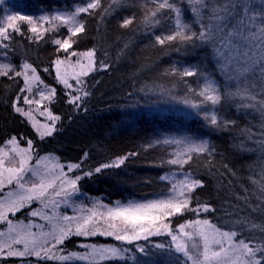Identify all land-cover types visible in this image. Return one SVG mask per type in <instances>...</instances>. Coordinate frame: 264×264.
I'll list each match as a JSON object with an SVG mask.
<instances>
[{"label": "trees", "instance_id": "trees-1", "mask_svg": "<svg viewBox=\"0 0 264 264\" xmlns=\"http://www.w3.org/2000/svg\"><path fill=\"white\" fill-rule=\"evenodd\" d=\"M87 2L11 0L9 4H0V24L6 26L7 16L21 11L38 18L42 14L51 16L56 11H71ZM101 3L104 8L112 7L111 15L103 18L98 14L79 16L87 25L88 33L80 37L75 50L94 49L97 60L109 65L107 70H101L98 64L97 71L87 78L89 95L82 102L83 106L77 110L66 103L64 90L58 86L59 99L52 108L54 114L61 116V121L54 135L41 141L31 125L11 108V101L18 92L17 81L0 78V143L13 135L32 138L40 156L51 154L64 164L85 160V170H94L117 157H127L120 167L105 169L79 182V194L74 198L87 208L94 200L113 205L117 200L126 203L129 200L159 198L170 186L160 177L173 170L167 163L173 147L156 145L154 141L169 134L194 135L207 140L211 149L209 153L194 156L183 169L203 180L204 187L198 190L200 200L215 209L201 218H208L224 230L241 232L240 238L251 236L259 239L260 228L264 227V195L259 191V183L253 184L252 181L264 182L261 172L264 168V141L261 138L264 113L258 107L238 110L236 102L229 98L214 108L198 95L203 87L202 76L182 78L166 74L173 67L191 66L206 70L209 77H214L221 86L232 85L234 89L236 81H229L228 76L237 75L235 65L231 72L225 66L227 62L218 65L213 44L197 43L192 47L175 43L156 44L155 35L169 30L173 21L166 17L174 14L166 13L159 26L146 30L141 21L153 7L151 0H119L118 4L114 0H101ZM177 4L183 8L185 19L192 22L190 6L180 0ZM252 11L264 12L261 0H251ZM133 16L135 22L131 27L119 26L124 18ZM19 26L23 35L14 33L11 41H4L9 47H0V61L11 62L18 69L22 62L28 61L37 67L49 85H55V72L51 66L55 51L51 39L55 35H65L66 30L61 28L58 34L49 32L43 40L36 42L29 39L32 33L25 22H19ZM193 28L198 30L195 24ZM241 45L242 42L237 41L233 47L241 48ZM45 67L49 68L48 72L42 71ZM256 80L255 76H249L246 82L252 84ZM19 83L22 86V79ZM261 92L259 86L253 90L258 100L264 98L259 95ZM213 115L217 119L215 125L211 123ZM37 118L41 121V117ZM226 121L235 123L226 129ZM242 129H250L251 133H242ZM21 146L26 147V143ZM133 152L137 154L129 155ZM84 153H88L86 159ZM38 207L39 204L34 202L14 219L29 221V212ZM190 216L188 214L185 218ZM38 218L34 217L35 223L42 222ZM238 220L246 221V226L242 227ZM179 222H182L179 218L173 220V228ZM0 231L5 232V237L0 239H6L7 225H0ZM32 231L36 232V228L33 227ZM84 244L111 245L127 251L123 259H73L40 261V264H186L183 254L171 247V237L167 235L153 236L132 244L99 235L89 238L72 236L61 246L63 250L58 254L84 253L86 249L80 246ZM156 244H162L164 248H156ZM137 246H143L146 254L139 253ZM30 259L31 263L37 264L34 257ZM0 264H21V261L0 256Z\"/></svg>", "mask_w": 264, "mask_h": 264}, {"label": "snow or ice", "instance_id": "snow-or-ice-1", "mask_svg": "<svg viewBox=\"0 0 264 264\" xmlns=\"http://www.w3.org/2000/svg\"><path fill=\"white\" fill-rule=\"evenodd\" d=\"M186 2L193 17L188 22L184 10L178 6L177 0H151L153 7L143 17L141 23L146 30H152L161 24V17L166 13L174 15L166 17L173 21L169 30L161 35H155L156 44L164 46L180 44L185 47L213 44L216 63L224 65L229 72L235 65L236 76H228L235 80L232 85L223 87L214 78L209 77L206 70L191 66L173 67L166 74L182 78L202 76L203 87L198 95L210 102L215 108L224 99L236 102L237 109L257 108L264 113V98L257 99L253 94L256 87H261L259 94L264 97V12H250L251 0H180ZM3 0H0V4ZM119 3V0H114ZM264 4V0H261ZM103 9L102 11H99ZM112 7L104 8L101 0H88L85 6L78 7L72 13H57L51 16L41 15L36 18L31 15H8L7 25L0 24V47L7 49L4 41H11L14 33H23L19 22L29 26L32 36L30 40L39 42L49 32L58 34L61 28L65 35H55L51 39L55 57L51 66L55 72V85H49L39 74L37 67L24 61L19 69L13 63H0V78L16 80L18 92L11 101L12 110L24 118L35 131L41 141L50 138L58 130L61 116L54 114L52 105L59 99L58 86L64 90L66 103L79 110L84 99L89 95L87 78L97 71L107 70L109 65L98 61L94 49L76 51L74 46L81 36L88 33L87 25L78 17L80 14H98L101 18L112 14ZM235 21V23H233ZM135 22V17H126L120 22L121 28H129ZM198 26V30L193 28ZM47 25V26H46ZM11 30V31H9ZM237 41L242 42L241 48H234ZM62 54V55H61ZM7 55V53H5ZM223 70V67L221 68ZM43 72H48L45 67ZM249 76L257 78L255 83L248 84ZM22 79V86L19 81ZM195 91V89L193 90ZM22 101V103H21ZM24 106H27L26 108ZM44 117V123L37 118ZM211 123H217L213 115ZM234 121H226L225 128L234 125ZM251 133L250 129H242ZM251 138V136H249ZM264 141V128L261 129ZM26 143V147L21 145ZM156 145L181 146V151L171 153L167 163L181 170L182 178L171 181L169 175H162V181H169L166 193L159 198L143 201L129 200L126 203L119 200L113 205L93 201L92 206H81L76 215L61 214V207H71L73 197L79 194V182L99 174L111 167H120L127 157H117L111 163H103L93 169L84 168L85 160L61 163L59 157L40 156L36 151L34 139L13 135L0 143V225H7V238L0 239V256L18 258L21 264H31L30 258L40 261H70V260H110L123 259L124 252L115 246H96L94 244L80 245L84 253L72 252L60 255L61 246L72 236L89 238L94 236L114 237L116 241L128 244L140 240H148L153 236L167 235L171 237L172 245L177 253H182L191 264H264V227L260 228V238H240L242 233L224 230L203 214L215 211L209 204L202 203L198 190L204 187L201 178L183 171L193 157L209 153L208 141L194 135H172L157 137ZM152 147V144L148 145ZM243 143L241 144V148ZM133 152L129 155L135 156ZM88 153H84L85 159ZM225 168L228 166L225 165ZM264 176V168L261 170ZM177 173L173 172L172 176ZM259 183V191L264 195V182ZM39 208L29 212L30 217H40L46 224H35L29 220L14 218L24 208H30L33 203ZM264 206V205H262ZM191 214L189 218H185ZM179 222L173 228V220ZM242 227L246 221H237ZM48 231H44L45 227ZM35 227L40 231L33 232ZM255 227V225H253ZM0 237L5 232L0 231ZM163 249L164 245L156 244ZM137 251L146 254L143 246H137Z\"/></svg>", "mask_w": 264, "mask_h": 264}, {"label": "rangeland", "instance_id": "rangeland-1", "mask_svg": "<svg viewBox=\"0 0 264 264\" xmlns=\"http://www.w3.org/2000/svg\"><path fill=\"white\" fill-rule=\"evenodd\" d=\"M11 2V0H3V4H9ZM81 7V6H80ZM78 7H75V8H73L71 11H56V12H53L52 13V15L53 14H57V13H72V12H74L76 9H77ZM20 14H22V15H28L27 13H25V12H19ZM42 15H46V14H42ZM81 15V14H80ZM41 15H39L38 17H40ZM78 19H79V17H78ZM0 63H3L2 61H0ZM41 121H42V123H44V122H46L45 121V119L43 118V117H41ZM161 145H163V144H161ZM166 146H169V145H166ZM173 147V152L174 151H181L182 150V148H181V146H179V145H175V146H172ZM173 167V170L170 172V173H168L167 175H169L170 176V179H171V181H175L176 179H179V178H182L181 176H180V172H181V170L180 169H178L177 167H175V166H172ZM173 172H175V173H177V175L176 176H172V173ZM164 182H166V183H168L169 185H170V183H169V181H164ZM94 201H98V200H94ZM92 202L93 201H91L90 203H91V205L89 206V207H91L92 206ZM81 206H83L84 207V205H82L81 204V201L79 200V199H75L74 197H73V204L71 205V207H61V209H60V212H61V214H67V215H76L77 214V211H74V209H79ZM39 207H40V205H39ZM38 207V208H39ZM88 208V207H87ZM34 209H36V208H34ZM33 210V209H32ZM28 217L29 218H31V220L34 222V217H30L29 216V214H28ZM39 220L41 219L40 217L38 218ZM29 221H26V222H24V224H27ZM35 223V222H34ZM35 224H46V222L44 221V220H42V222L41 223H39V222H36ZM49 230V228L46 226L45 227V229H44V231H48ZM40 230L39 229H37L36 228V232L38 233ZM3 239V238H2ZM184 256V255H183ZM185 258V257H184ZM185 260H186V258H185ZM188 262V264H191V261H187ZM27 264V263H26ZM31 264H34V263H31Z\"/></svg>", "mask_w": 264, "mask_h": 264}]
</instances>
